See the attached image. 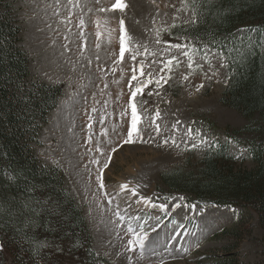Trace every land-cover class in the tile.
I'll return each instance as SVG.
<instances>
[{"label": "rangeland", "instance_id": "rangeland-1", "mask_svg": "<svg viewBox=\"0 0 264 264\" xmlns=\"http://www.w3.org/2000/svg\"><path fill=\"white\" fill-rule=\"evenodd\" d=\"M13 1L34 75L67 84L61 107L43 130L46 145L38 146L39 154L46 163L65 168L69 188L85 207L98 253L109 264H214L238 244L226 230L239 228L244 237L234 253L240 264H264V227L256 210L212 202L191 205L186 193L172 198L163 180L167 171L179 167L201 169L215 140H229L251 124L242 111L223 101L231 83L228 58L171 36L177 23L196 20L194 9L189 11L184 0H126L127 12L111 10L119 0ZM124 20L134 38L127 55ZM185 43L192 47H174ZM188 52L203 68L193 69ZM176 57L183 63L178 61L174 71L169 62ZM169 74L173 79L165 80L164 87L153 83L136 96L142 84ZM138 75L141 79L133 84ZM134 97L145 121L137 122L144 142L138 133L132 144L125 141L136 121ZM159 113L162 133L157 129ZM193 130L195 137L189 135ZM177 138L180 144L165 143ZM253 138L264 141L262 134L251 132L240 137L245 144ZM201 141L202 147H193ZM245 144L235 142L233 152L247 157ZM245 161L239 164L257 166L253 158ZM124 185L139 195L126 192ZM123 192L131 198L128 212L122 210Z\"/></svg>", "mask_w": 264, "mask_h": 264}, {"label": "trees", "instance_id": "trees-1", "mask_svg": "<svg viewBox=\"0 0 264 264\" xmlns=\"http://www.w3.org/2000/svg\"><path fill=\"white\" fill-rule=\"evenodd\" d=\"M191 6L196 20L174 25L172 37L228 58L231 83L223 101L251 124L232 140H215L201 169L179 167L163 180L169 192L186 193L191 203L256 210L264 227V141L240 139L245 132L264 136V0H191ZM18 17L13 0H0V264H109L94 246L85 207L69 188L65 168L39 154L38 146L46 145L43 130L61 107L67 84L36 78ZM233 141L245 144L249 155L232 152ZM249 158L255 168L239 164ZM226 236L238 244L214 264H240L234 252L244 233L231 228Z\"/></svg>", "mask_w": 264, "mask_h": 264}, {"label": "snow or ice", "instance_id": "snow-or-ice-1", "mask_svg": "<svg viewBox=\"0 0 264 264\" xmlns=\"http://www.w3.org/2000/svg\"><path fill=\"white\" fill-rule=\"evenodd\" d=\"M73 2L75 3V0H73ZM184 2H185V5H187V9L189 11H191V7H192L191 6V0H184ZM129 7H130V4H128L126 2V0H119V3H117L116 6L113 9H111V10L112 11H116L117 9H120V10H122L124 12H127L128 9H129ZM183 10L184 9H182V11ZM103 11L107 12V11H109V9L108 8H104ZM198 22H199V20L197 19V23ZM85 24H86V22H85ZM123 28H124V37H123L124 38V53H125V55H127V53L130 51V48H129L130 40H132L134 38H132L131 35H130L129 29H128V22H127V20H124L123 21ZM101 36H103V33H101ZM85 47H87V45H85ZM135 47H139V45H135ZM174 47H176L178 49H185V48H189V47H192V46H190V45H188V44L185 43V44H176V45H174ZM152 54L155 55V53H152ZM187 55H189V57L192 58V66H193V69L203 68V65H199L198 66L196 64V60H195V57L193 56V53L192 52H188ZM137 58H139V57H137ZM224 58L227 59L226 56ZM207 59H208V62L210 64H212L213 67H215V62L211 59V57L209 56V57H207ZM178 61L182 65L183 62L180 61V58L179 57H176L174 60H172V61L169 62V67H172L173 70L175 71L174 65ZM120 62H122V61H120ZM143 67L144 66H141V71L142 72H143ZM165 71H167V69H165ZM193 74H195V72ZM216 75H219V73L217 72ZM140 79H141V77L139 75L136 76L134 78V80H133V84H135L136 80H140ZM172 79H173V77L171 76V74H169V76L164 77L163 79L149 80L147 84H142L138 89H136V96H139L142 93H144L145 90H146V88L151 87V84H153V83H159L161 85V87H164L165 86V80L171 82ZM188 79H191V77H188ZM203 87L204 86H201V90L203 89ZM152 94L155 95V93H152ZM133 107L136 109V121H134V123H133V127H132V131H131L130 139L127 140V141H125V143H132V144L137 143L138 142V139H137L138 133L140 134V137H141L139 139V142L140 143H143L144 142V140L142 138L143 133H142V130L138 127V123L137 122H144L145 121V118L141 115L140 110H139V106L136 105L135 97L133 98ZM161 118H162V113L157 114V116H156L157 129H158V131H160L162 133L164 130H163V127L159 123V121L161 120ZM147 119L148 120H151L152 117H148ZM177 131H179V127H177ZM189 135L195 137L197 135V133L195 132V130H193V131H191L189 133ZM200 136H203V133H200ZM165 143L166 144L167 143L180 144V141L177 138L175 140H166ZM204 143H205V141H201L200 144L194 145L193 147L194 148H200V147L203 146ZM121 147H123V145H121ZM101 151H103V149H101ZM116 151H119V149H117ZM112 159H115V153H113ZM97 163H99V161H97ZM108 167H111V161L109 162ZM104 171H107V169H105ZM101 183L104 185L105 190L107 191V184L105 182L104 177H101ZM124 190L126 192L127 191H132V192H135L136 195H139L138 190L133 189L131 187V185H124ZM123 218L124 217H122V219ZM142 239H146V238H142ZM4 243L5 242L3 240H0V247H3L4 246ZM135 244H136V241H133V245H135ZM133 250H135V249H133Z\"/></svg>", "mask_w": 264, "mask_h": 264}, {"label": "bare ground", "instance_id": "bare-ground-1", "mask_svg": "<svg viewBox=\"0 0 264 264\" xmlns=\"http://www.w3.org/2000/svg\"><path fill=\"white\" fill-rule=\"evenodd\" d=\"M110 190H114V189H110ZM122 194H123L122 195V200H121V202H122V210H123V212H128L129 211V207L127 208L125 206H127V205L129 206V204L131 203V198H130L129 195H127L126 192H123Z\"/></svg>", "mask_w": 264, "mask_h": 264}]
</instances>
